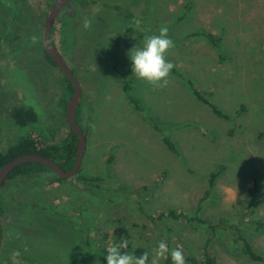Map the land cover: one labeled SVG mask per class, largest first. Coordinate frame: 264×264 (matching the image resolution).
<instances>
[{"label": "rangeland", "instance_id": "rangeland-1", "mask_svg": "<svg viewBox=\"0 0 264 264\" xmlns=\"http://www.w3.org/2000/svg\"><path fill=\"white\" fill-rule=\"evenodd\" d=\"M18 1L31 5H19L17 15L6 9L14 23L0 19L10 29L0 39L1 151L31 133L50 143L71 133L68 81L46 57L39 36L43 19L34 8L40 0ZM103 2L110 3L105 11ZM124 10L134 18L119 16ZM87 13L92 25L85 30L80 22ZM58 23V46L83 90L79 123L87 147L81 173L99 180L84 186L75 176L57 181L54 171H44L7 181L0 189L6 203L1 224L6 239L15 241L11 250L21 253L20 264H107L102 250L122 240L138 257L146 251L151 256L165 241L170 250L182 248L186 264L190 253L200 262L206 250L219 264H264L243 253L237 230L264 255V227L252 225V219H264V203L253 214L247 211L250 179L264 184V139L258 138L264 131V0H94L87 9L72 4ZM162 25L175 43L167 59L231 119L200 102L184 77L171 73L167 87L154 89L133 76L130 49L142 47L145 35L157 34ZM201 30L220 36L222 56L194 34ZM127 83L141 110L129 101ZM21 105L33 106L38 120L17 123L11 110ZM164 134L180 153L168 147ZM222 166L201 202L211 173ZM169 209L200 216L217 229L184 218H152ZM118 226L130 235L117 239ZM6 252H0V264H13V252Z\"/></svg>", "mask_w": 264, "mask_h": 264}, {"label": "trees", "instance_id": "trees-1", "mask_svg": "<svg viewBox=\"0 0 264 264\" xmlns=\"http://www.w3.org/2000/svg\"><path fill=\"white\" fill-rule=\"evenodd\" d=\"M93 2H94V0H73L72 3H75L76 7L87 9L90 7V5ZM109 4L110 3L103 2L101 4L102 10H104V8L109 6ZM113 4L116 5L115 6L116 11H118L120 9L123 10V6H122L123 4H120V3L118 4L117 2L116 3L113 2ZM122 13L123 14L119 15L122 18H124V17L134 18V14L132 12L124 10ZM114 15H116V14H114ZM119 16L116 15V19L117 18L120 19ZM85 17L90 19L91 13L84 14L83 17L81 18L80 23L83 22ZM119 22H121V24H122L123 20L122 21L119 20ZM144 34H145L144 32L141 33V35H144ZM194 34L203 35L205 38L208 39V41L210 43H212L217 48L220 55L221 56L223 55L222 54L223 53V47L221 44L220 36L210 32V31H206V30L194 32ZM45 53H46V57L48 58V60L53 65L58 67V65L51 58V56L47 52H45ZM72 69L74 71V68H72ZM171 73H173L174 75L180 76V77H184L183 79L187 82L186 85L188 86L191 93L200 102L211 107L212 111L217 116L223 117L226 119H231L230 115L227 114L226 112H224L218 106V104L211 98L210 93L203 92L200 89H198L197 87H195L194 83L184 75L182 70H180L179 68H177L175 66L172 69ZM64 76L66 77V80L68 81L67 88H68L69 95L71 96L73 91H74V86L65 74H64ZM131 90H132V86L127 83L125 85V91L128 92L129 101L135 105V108L137 110H141L139 100L136 97H134L133 94H131ZM11 114H12L13 119L17 123L22 124V125L28 124L31 122H36L39 118L36 109L33 106H28V105H21V106L13 107V109L11 110ZM79 115H80V109H79V105H78V108H77V120H78V122H80ZM142 115H143V113H142ZM143 117H144V119L148 120L156 129L161 130L159 125L156 124V122L154 120H152L151 118H148V116H145V115H143ZM258 138L264 139V131L259 132ZM163 139H164L165 143L168 145V147L173 152L180 153V151H179V149H178V147H177V145L173 139H171L169 136H166L165 134L163 135ZM78 143H79L78 136L73 131L72 128H71L70 136L68 137V139H66L62 143H50L48 140L44 139L43 136H41L40 134L31 133V134L24 136L17 144L11 146L9 149L4 150V151L0 150V168L6 162H8V161H10V160L22 155V154L34 153V154H39V155H43L46 157L53 158L62 166L63 169L69 170L74 165V162L76 159V152H77ZM81 169H82V167L74 176L76 178H79L83 182L84 186L89 184V182H95V181L99 180V176L89 177L87 175L82 174ZM223 170H224V167L222 166L219 169H217L211 173V176L209 178V188L206 190V193L202 197L201 202L205 198H207L208 195L211 193L212 187L214 186L216 179L218 178V176L221 174V172ZM44 171H53V170L51 168H49L48 166H46L42 163H38V162L22 163L21 165L17 166L10 173V175L8 176V179L6 180V182L4 183L3 186L6 185V183L9 179H13V178H17V177L32 178V177H35L36 175H38L39 173H42ZM56 180L62 181V180H64V178L57 175ZM142 190H145V186L142 188ZM137 192L140 193L141 191L139 190ZM247 199H248V210L247 211H248V213H251V214H253L255 212L256 208L260 204L264 203V184H260V181H259L258 177H256V176L252 177L250 179V187L247 190ZM52 212L56 215L60 214L57 211H52ZM5 213H6V203L4 201L0 200V230H1L2 236H3V247L1 248L0 252H2L3 250H6L7 251L6 253L8 255H10L11 252H13L12 250H14L12 245L14 244L15 241H9L6 239V236H5L6 233H5L4 228L1 224V218L5 215ZM152 218L155 220L157 219L159 221H162L164 218H172V219L184 218L188 221H196V222H200L202 224L208 223L211 228H213L215 230L217 229V225H215V224L211 225L209 223V220H206V219H204L200 216H197V215L196 216H189L188 213H186L184 211H178L175 209H169L167 211L160 212L157 215L152 216ZM252 221L254 223L252 225L256 228V230L261 231L262 228L264 227V219H252ZM237 230H238V239L242 243L243 253L245 255H247L248 258H250L253 261H258V262L264 263V255L259 253L255 249V247H254V245L250 239V236L248 234L243 233L240 228H237ZM113 233H114V235L117 236V239H119V240L123 239L124 236L130 235L128 232V229L123 227V226L116 227L114 229ZM11 248H12V250H11ZM94 251L96 252V250H94ZM102 251H103L102 256L107 255V249H103ZM167 259L170 261L171 256L168 255ZM188 259H189V261H191V264H198V262H199L197 260V258L195 256H193L191 253L188 255ZM199 263L200 264H219L217 257L214 254L210 253L208 250H206L204 252V258Z\"/></svg>", "mask_w": 264, "mask_h": 264}, {"label": "clouds", "instance_id": "clouds-1", "mask_svg": "<svg viewBox=\"0 0 264 264\" xmlns=\"http://www.w3.org/2000/svg\"><path fill=\"white\" fill-rule=\"evenodd\" d=\"M134 23L136 27L140 26L139 20ZM91 25L92 21L85 17L83 28L87 30L91 28ZM174 47L175 43L169 36L167 25H162L157 34L145 35L143 46H135L129 51L133 76L151 85L154 89L167 87L171 71L175 67V64L167 59V55ZM128 248L127 240L109 246L106 255L107 264H159L160 260L167 258L169 254L173 264H186L182 248L177 246L170 250L165 241L158 243L151 256L146 251L138 257L136 254H130ZM20 255L18 250L12 253L13 264H20L17 259Z\"/></svg>", "mask_w": 264, "mask_h": 264}, {"label": "water", "instance_id": "water-1", "mask_svg": "<svg viewBox=\"0 0 264 264\" xmlns=\"http://www.w3.org/2000/svg\"><path fill=\"white\" fill-rule=\"evenodd\" d=\"M69 2V0H57L53 7L51 8L48 17L45 23L44 29V47L47 53L51 56V58L55 61L58 67L64 72V74L68 77L71 83L74 86V91L67 102L66 105V116L68 122L73 129V131L77 134L79 143L76 152V159L74 165L71 169L65 170L62 166L53 158L46 157L39 154L34 153H26L22 154L8 162H6L0 168V189L3 187L4 183L8 179L10 173L19 165L26 162H38L42 163L49 168H51L54 173L62 178H68L74 176L81 168L83 157L85 154V150L87 147V136L84 132L83 128L81 127L80 123L77 120V108L82 99V85L79 81L77 75L73 71V69L68 64L66 58L63 54L59 51V49L54 45L51 39V31L54 20L57 14L63 9V7ZM3 243V236L0 230V249Z\"/></svg>", "mask_w": 264, "mask_h": 264}, {"label": "flooded vegetation", "instance_id": "flooded-vegetation-1", "mask_svg": "<svg viewBox=\"0 0 264 264\" xmlns=\"http://www.w3.org/2000/svg\"><path fill=\"white\" fill-rule=\"evenodd\" d=\"M56 1L57 0H40V2L38 3L39 6H36L34 8L37 11V13H38L37 14V17H39L38 21L40 22V20L43 19V23L40 22V27H42V29L40 28V31H39L40 35L39 36H40V40H42V44H43L42 47H43L44 52H47L46 49H45V47H44V29H45V23H46V19L48 17V14H49L50 10H51V8L53 7V5L55 4ZM1 2H4L5 4H3ZM72 2H73V0H69V2L57 14V16H56V18L54 20L53 26H52L51 39H52L54 45L59 49L60 52H61V50H60V48L58 46V43H57V36H58V33L61 31V24L58 23V22L60 21L61 13L64 10H67L69 7L72 6V4L74 6H76V4L75 3H72ZM0 5H3L4 6V8H0V19L3 18L5 20H7V18H8V20L12 21L13 14L7 13L6 12V9H7V11H8V9L11 10L14 14L17 15L20 12V9H21V8H19V5H22V8H23L22 10H25L24 7H27V6L31 5V4H27L25 2H22L21 3L18 0H0ZM1 21L2 20H0V22ZM34 23L35 22L33 21V24ZM33 24L30 25V27L33 26ZM10 28L13 29V25L12 24L10 25ZM9 30L10 29H9V26L8 25L7 26L6 25H0V39L1 40H4L3 38L6 37V32L8 33Z\"/></svg>", "mask_w": 264, "mask_h": 264}]
</instances>
